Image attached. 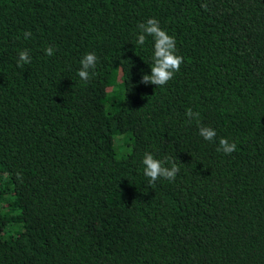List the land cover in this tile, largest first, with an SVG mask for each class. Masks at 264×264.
<instances>
[{
  "label": "trees",
  "instance_id": "1",
  "mask_svg": "<svg viewBox=\"0 0 264 264\" xmlns=\"http://www.w3.org/2000/svg\"><path fill=\"white\" fill-rule=\"evenodd\" d=\"M152 17L184 58L164 86ZM0 264H264V0H0Z\"/></svg>",
  "mask_w": 264,
  "mask_h": 264
},
{
  "label": "clouds",
  "instance_id": "2",
  "mask_svg": "<svg viewBox=\"0 0 264 264\" xmlns=\"http://www.w3.org/2000/svg\"><path fill=\"white\" fill-rule=\"evenodd\" d=\"M206 7V5H205ZM139 34L137 36L136 43L143 46L147 37H152L154 41V54L153 63L151 65V73L143 74L141 82H151L156 86H164L171 79L174 78L175 73L180 71V66L184 63V58L177 54L176 41L174 36L169 35L164 29L161 28L159 21L155 18H149L145 23L138 25ZM32 35L30 31L24 32V37L28 38ZM45 53L48 56L54 54V48L48 46L45 49ZM98 57L95 52L86 53L80 61V69L78 76L84 82H88L95 74L94 70L97 66ZM31 63V58L27 50H23L19 53L17 66L23 67L24 64ZM186 116L189 118V122L192 119L199 120V112H193L191 108L186 110ZM200 135L207 141H213L216 138V130L210 127L201 126L199 128ZM236 143L229 142L226 138L219 139L218 152L225 154H231L236 150ZM144 170L143 175L149 178V183H155L160 178H164L168 181H174L177 174L180 172V168L175 160L165 157L164 160H160L154 157L150 152H146L142 160ZM170 164L171 166H166Z\"/></svg>",
  "mask_w": 264,
  "mask_h": 264
}]
</instances>
